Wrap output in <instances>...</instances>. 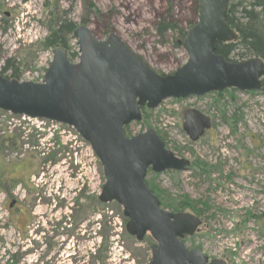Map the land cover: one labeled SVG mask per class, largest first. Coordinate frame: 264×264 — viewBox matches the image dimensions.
Returning <instances> with one entry per match:
<instances>
[{"label":"rangeland","instance_id":"1","mask_svg":"<svg viewBox=\"0 0 264 264\" xmlns=\"http://www.w3.org/2000/svg\"><path fill=\"white\" fill-rule=\"evenodd\" d=\"M197 2L0 0V74L6 78L16 75L19 81L42 82L53 60L54 48L46 42L65 21L87 25L99 39L115 33L155 72L173 74L188 60L181 33L198 21ZM161 21L176 29L161 36L157 31ZM68 43L70 53L78 52L73 36H68ZM231 59L237 60L234 54ZM191 109L209 116L213 123L196 142L183 129L185 113ZM148 128L154 129L178 157L209 166V173L201 174L192 165L184 171L147 175L160 192L166 210L171 211V206L186 198L204 203L197 206L203 224L195 235L185 238L186 246L227 264H264V89L231 88L203 97L167 99L155 110H147L141 122L130 124L128 133L137 135ZM11 135L19 146L30 148L39 167L41 162L48 165L50 160L55 161L49 169L53 170L50 179L64 188L61 194L66 204L61 211L79 210L72 192L77 185L70 173L73 165L97 164L101 193L106 181L103 166L74 128L0 110V138ZM12 154L0 151V159ZM183 211L192 213L190 209ZM99 216L101 227L104 221L106 227L115 230L117 264L123 263L122 247L129 250L123 253L130 255L128 264L150 263L151 248L157 242L150 234L139 242L128 233V219L121 205L100 202ZM9 244L1 246L0 242V264L13 263Z\"/></svg>","mask_w":264,"mask_h":264},{"label":"water","instance_id":"2","mask_svg":"<svg viewBox=\"0 0 264 264\" xmlns=\"http://www.w3.org/2000/svg\"><path fill=\"white\" fill-rule=\"evenodd\" d=\"M231 1L200 0L198 21L182 41L188 60L173 74H158L115 33L99 39L87 25L74 30L78 61L71 62L63 47L55 48L42 83L0 74V110L65 124L90 144L106 178L101 201L122 206L127 231L137 241L150 234L157 242L149 264H227L185 245L202 219L163 209L146 182L149 170L184 171L191 161L168 149L154 129L129 137L125 127L142 120V107L155 110L167 99L262 88L263 59L231 62L216 53L218 43L237 39L227 22ZM211 127L209 116L186 111L183 129L192 142Z\"/></svg>","mask_w":264,"mask_h":264},{"label":"flooded vegetation","instance_id":"3","mask_svg":"<svg viewBox=\"0 0 264 264\" xmlns=\"http://www.w3.org/2000/svg\"><path fill=\"white\" fill-rule=\"evenodd\" d=\"M23 146L13 135L0 138V151L13 153L0 159V242L10 243L11 264H117L115 230L100 223L99 203L114 201L100 199L98 165H73L79 210L61 211L64 188L50 179L55 161L39 167ZM123 253L122 264H128L130 255Z\"/></svg>","mask_w":264,"mask_h":264},{"label":"trees","instance_id":"4","mask_svg":"<svg viewBox=\"0 0 264 264\" xmlns=\"http://www.w3.org/2000/svg\"><path fill=\"white\" fill-rule=\"evenodd\" d=\"M195 13L198 16L200 14V0H198L197 2ZM238 14L240 16H238ZM227 22L230 27L237 33V39L236 41L230 43H218L216 46V53L223 55L228 61L231 62H239L240 60L238 61V59L244 61V59L248 57H259L264 60V0H238L237 2L232 1L228 8ZM193 24H191L190 27ZM76 28L77 25L74 22H63L62 25H59L57 29L50 35L46 44L53 47L54 49L57 47H63L67 51L69 59L73 61L75 58L79 57V52L70 53L68 36H73L74 30ZM175 29L176 28L167 21H161L157 25V31L161 36H164V34H166L168 31H172ZM186 33L187 31L181 33L182 40L185 38ZM233 54L237 58V60L231 59V56H233ZM9 79L18 80V77H16L15 75L13 76V78ZM262 89H264V79ZM147 110L148 109L146 107H142V114L144 115ZM128 128L129 126H127L125 130L129 135ZM192 165L195 169H198L201 174L202 171L209 173V166L202 163L200 160H196L194 163H191V166ZM215 168L216 167H214V169ZM150 172L152 171L149 170L148 173ZM146 181L151 190L159 197L161 201V207L163 208L164 201H162L161 199L160 192L152 184L151 181ZM198 204L204 203L200 201H191L186 198L182 202H178L177 204L171 206V211L179 213L185 212L183 211V209H190L195 215L202 216V211L197 207Z\"/></svg>","mask_w":264,"mask_h":264}]
</instances>
